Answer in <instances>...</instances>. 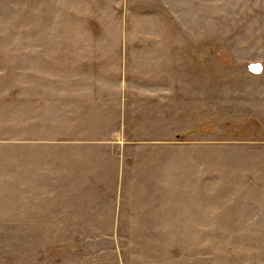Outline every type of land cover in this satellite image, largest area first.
<instances>
[{"label":"rangeland","instance_id":"rangeland-1","mask_svg":"<svg viewBox=\"0 0 264 264\" xmlns=\"http://www.w3.org/2000/svg\"><path fill=\"white\" fill-rule=\"evenodd\" d=\"M0 264H264V0H0Z\"/></svg>","mask_w":264,"mask_h":264},{"label":"crops","instance_id":"crops-1","mask_svg":"<svg viewBox=\"0 0 264 264\" xmlns=\"http://www.w3.org/2000/svg\"><path fill=\"white\" fill-rule=\"evenodd\" d=\"M99 169L102 168L101 165H99L98 167ZM99 182V181H98ZM121 195L120 194H115V196L112 198V206L108 209L107 212L102 210L103 207L101 206H95V205H91V204H83L82 206H84L85 208H87V212H90V216L93 217L97 222H101L102 218L106 217L107 215L111 216V219L113 221V228H111V230H114V231H117L119 229L118 225H119V218L118 216H120V211L122 209V206H121ZM39 200V199H37ZM38 206V205H37ZM36 206V208H37ZM106 212V213H105ZM61 213H58L57 216H69L68 213H62V215H60ZM111 214V215H110ZM69 222L71 221V219H67ZM97 222H90V224H95ZM62 225H65V224H62ZM76 230H78L76 228ZM92 230H100L99 228H92Z\"/></svg>","mask_w":264,"mask_h":264},{"label":"water","instance_id":"water-1","mask_svg":"<svg viewBox=\"0 0 264 264\" xmlns=\"http://www.w3.org/2000/svg\"><path fill=\"white\" fill-rule=\"evenodd\" d=\"M251 70L252 71H254V72H259V71H261V67H260V65H251Z\"/></svg>","mask_w":264,"mask_h":264}]
</instances>
